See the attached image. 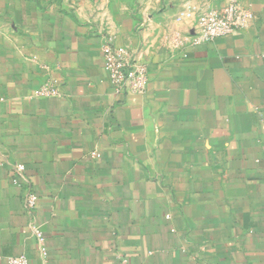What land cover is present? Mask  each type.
Wrapping results in <instances>:
<instances>
[{
    "label": "crops",
    "instance_id": "1",
    "mask_svg": "<svg viewBox=\"0 0 264 264\" xmlns=\"http://www.w3.org/2000/svg\"><path fill=\"white\" fill-rule=\"evenodd\" d=\"M227 1L143 0L129 22L119 1L88 19L0 0V264H264V0H237L243 29L179 41ZM105 35L146 93H114Z\"/></svg>",
    "mask_w": 264,
    "mask_h": 264
},
{
    "label": "built area",
    "instance_id": "2",
    "mask_svg": "<svg viewBox=\"0 0 264 264\" xmlns=\"http://www.w3.org/2000/svg\"><path fill=\"white\" fill-rule=\"evenodd\" d=\"M251 17L250 11L237 0H228L222 6L209 8L201 12L197 18V27L194 33L182 36L179 41L186 40L191 44H201L217 37L227 36L247 26ZM102 65L108 75L109 82L115 94L138 93L144 94L148 89L149 73L146 64L141 61L139 54L130 49L114 44L110 35H105L101 45ZM36 96H55L57 86L50 84L39 87ZM25 167L22 163L14 165L12 182L20 185V178ZM38 196L28 190L25 196V205L28 209L34 208ZM40 244V251L45 254L44 236L35 230ZM7 264H27V258L21 254L7 258Z\"/></svg>",
    "mask_w": 264,
    "mask_h": 264
},
{
    "label": "rangeland",
    "instance_id": "3",
    "mask_svg": "<svg viewBox=\"0 0 264 264\" xmlns=\"http://www.w3.org/2000/svg\"><path fill=\"white\" fill-rule=\"evenodd\" d=\"M64 3L70 4L71 8L75 12H79V10L83 9L82 12L86 15L88 19L93 17H105L106 8L113 9L115 3L117 1L120 2V7L122 6L123 10H125V17L129 19V22L132 18L135 17V12L137 9V3L140 5L143 0H61ZM107 2V4H106ZM118 7V9L120 8ZM109 14V13H108ZM125 25V24H124Z\"/></svg>",
    "mask_w": 264,
    "mask_h": 264
}]
</instances>
